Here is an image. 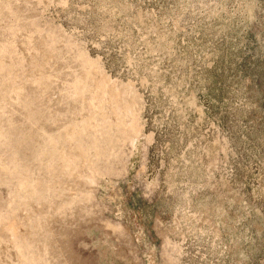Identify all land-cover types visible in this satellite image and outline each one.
Listing matches in <instances>:
<instances>
[{
	"label": "rangeland",
	"instance_id": "1",
	"mask_svg": "<svg viewBox=\"0 0 264 264\" xmlns=\"http://www.w3.org/2000/svg\"><path fill=\"white\" fill-rule=\"evenodd\" d=\"M0 264H264V0H0Z\"/></svg>",
	"mask_w": 264,
	"mask_h": 264
}]
</instances>
